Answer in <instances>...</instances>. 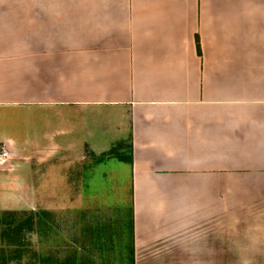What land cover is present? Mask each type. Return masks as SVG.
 <instances>
[{"label":"crops","instance_id":"obj_1","mask_svg":"<svg viewBox=\"0 0 264 264\" xmlns=\"http://www.w3.org/2000/svg\"><path fill=\"white\" fill-rule=\"evenodd\" d=\"M27 6L0 20V148L30 197L115 159L133 264H264V0Z\"/></svg>","mask_w":264,"mask_h":264},{"label":"rangeland","instance_id":"obj_2","mask_svg":"<svg viewBox=\"0 0 264 264\" xmlns=\"http://www.w3.org/2000/svg\"><path fill=\"white\" fill-rule=\"evenodd\" d=\"M28 1L0 0V20L15 13L26 21ZM21 42H27L23 32ZM27 153L8 152L0 164V264H133L126 168L115 159L94 172L85 168L82 184L74 183L82 186L81 198L44 197L51 183L38 179L43 196L32 198Z\"/></svg>","mask_w":264,"mask_h":264},{"label":"trees","instance_id":"obj_3","mask_svg":"<svg viewBox=\"0 0 264 264\" xmlns=\"http://www.w3.org/2000/svg\"><path fill=\"white\" fill-rule=\"evenodd\" d=\"M197 48H198V52H200V44H199V39L197 38ZM115 153L116 157L121 160V161H126V162H131L132 161V157L131 156H127V157H124L120 154H118L117 152H110V154H113Z\"/></svg>","mask_w":264,"mask_h":264},{"label":"built area","instance_id":"obj_4","mask_svg":"<svg viewBox=\"0 0 264 264\" xmlns=\"http://www.w3.org/2000/svg\"><path fill=\"white\" fill-rule=\"evenodd\" d=\"M8 157V152L4 148H0V164Z\"/></svg>","mask_w":264,"mask_h":264}]
</instances>
